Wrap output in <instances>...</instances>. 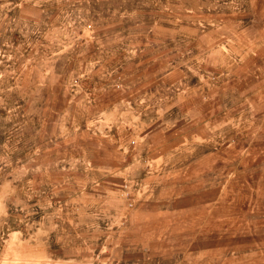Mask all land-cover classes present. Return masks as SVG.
<instances>
[{"label": "rangeland", "instance_id": "rangeland-1", "mask_svg": "<svg viewBox=\"0 0 264 264\" xmlns=\"http://www.w3.org/2000/svg\"><path fill=\"white\" fill-rule=\"evenodd\" d=\"M0 264H264V0H0Z\"/></svg>", "mask_w": 264, "mask_h": 264}]
</instances>
